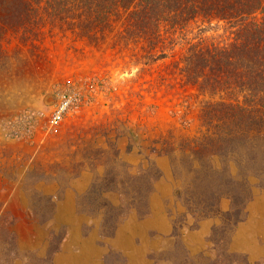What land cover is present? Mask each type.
I'll return each instance as SVG.
<instances>
[{
  "label": "rangeland",
  "instance_id": "374dc122",
  "mask_svg": "<svg viewBox=\"0 0 264 264\" xmlns=\"http://www.w3.org/2000/svg\"><path fill=\"white\" fill-rule=\"evenodd\" d=\"M43 49L0 78V264H264V187L239 216L194 192L205 98L182 50L135 65L107 43Z\"/></svg>",
  "mask_w": 264,
  "mask_h": 264
},
{
  "label": "trees",
  "instance_id": "16d2710c",
  "mask_svg": "<svg viewBox=\"0 0 264 264\" xmlns=\"http://www.w3.org/2000/svg\"><path fill=\"white\" fill-rule=\"evenodd\" d=\"M47 40L107 43L135 65L182 50V82L205 98L194 192L208 205L226 196L244 214L250 188L264 187V0H0V78L24 52L40 57Z\"/></svg>",
  "mask_w": 264,
  "mask_h": 264
},
{
  "label": "built area",
  "instance_id": "2783aa9c",
  "mask_svg": "<svg viewBox=\"0 0 264 264\" xmlns=\"http://www.w3.org/2000/svg\"><path fill=\"white\" fill-rule=\"evenodd\" d=\"M59 108L53 113L51 122L57 123L62 118L63 113L66 109L69 107V98L66 97V95L61 96Z\"/></svg>",
  "mask_w": 264,
  "mask_h": 264
},
{
  "label": "bare ground",
  "instance_id": "6f19581e",
  "mask_svg": "<svg viewBox=\"0 0 264 264\" xmlns=\"http://www.w3.org/2000/svg\"><path fill=\"white\" fill-rule=\"evenodd\" d=\"M128 242V241H127ZM129 243V242H128ZM136 252V251H135ZM130 253V252H129ZM136 255V254H135ZM137 257V256H136ZM97 264V263H96Z\"/></svg>",
  "mask_w": 264,
  "mask_h": 264
}]
</instances>
